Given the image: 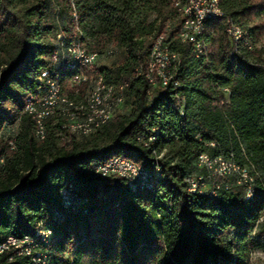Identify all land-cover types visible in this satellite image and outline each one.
Returning <instances> with one entry per match:
<instances>
[{"label": "trees", "instance_id": "obj_1", "mask_svg": "<svg viewBox=\"0 0 264 264\" xmlns=\"http://www.w3.org/2000/svg\"><path fill=\"white\" fill-rule=\"evenodd\" d=\"M176 2L184 0H0V244L32 236L42 222L53 233L44 246L50 264L84 257L95 264H249L252 251L264 250V0H219L223 15L207 22L200 56L179 38ZM227 18L245 33L237 51ZM58 32L88 52L114 49L123 57L63 72L64 93L74 96L70 84L80 75H100L107 84L128 83L129 109L67 142L60 119L49 118L39 141L24 105L40 90L42 73L55 71ZM158 35L179 54L182 115L171 107L172 91L151 88L143 75ZM218 87L229 88L224 103ZM155 128L154 142L141 139ZM203 152L244 168L251 198L237 174L219 178L215 196L190 192L185 179L202 172L196 160ZM115 157L153 173L151 188L131 190L120 177L94 172ZM69 184L87 199L77 209L62 205ZM0 264L29 259L3 253Z\"/></svg>", "mask_w": 264, "mask_h": 264}, {"label": "bare ground", "instance_id": "obj_2", "mask_svg": "<svg viewBox=\"0 0 264 264\" xmlns=\"http://www.w3.org/2000/svg\"><path fill=\"white\" fill-rule=\"evenodd\" d=\"M175 4L178 7L183 19L179 33V38L181 42L191 43L192 46H194L196 56L205 54L206 46L203 39V35L206 31L207 22L213 18L221 17L223 15L219 5V0H208V6L210 8H214V13L208 14L206 18H201L200 23L197 26L195 23H193V21H188V17H186V11L183 10L190 9V7L192 6V0H184L183 3L176 2ZM224 26L225 32L230 38V27H234L235 34L233 35V43L235 45V50L237 51L238 44H240L241 40H243L245 33L230 18L225 20ZM191 36L192 39H189V37ZM57 40L58 48L55 53H59L60 51H62V58H71V54H76V41L83 46L80 40H73L67 42L64 40V37L60 39V35H57ZM153 44L160 48V54L161 56H163L164 70L169 71V73H176L177 66L180 63L179 54L169 48V46L164 42V38L162 35H158L154 39ZM111 50L114 49H108L102 54L88 52L87 50L86 51L90 54H94V61L98 62V60L101 58L112 56L109 53ZM150 55L151 49L148 60L149 63ZM53 64L55 66V71L52 75H49L46 72V76L42 77L41 88H48V86H53L56 99L54 100V108H50V111H48L40 119L38 108H31L36 102L37 93L29 95L24 105V113L29 115L34 122L33 135L36 140H44L46 135L45 123L49 118L52 117H57L61 121L60 124L62 131L59 134L61 136V141L67 142V139L70 138L71 135L88 136L103 127L104 125H106L114 117L118 108L124 104L126 88H120V84H107L100 78L98 79V87H96V78L87 79L86 77H83L82 83L86 85L84 93L81 94V91L79 89L76 90L73 88L74 96L72 98H69L68 95H66V93H64L62 89V73L65 71H72L77 68L86 70L93 69H90V66L84 65V63H72L68 65V59H61V61H53ZM169 73L161 72V77H158L157 79V86H160L161 88H167L172 91V93H170L171 107L182 115L184 112V99L178 92L180 84L175 77H173V82H169ZM98 88H105V90H108V92H112V94L103 95V91L98 90ZM228 93L229 91L225 93L226 96ZM113 96H116V99H118L117 104H113ZM174 100L177 105L174 104ZM84 122H89V124L86 125V129L79 130V127H84ZM157 132L158 129H152L153 134H149L147 138H145L144 136L141 139L148 142H154L156 140ZM163 155L164 154L161 153L156 157L154 169L156 172H158L160 169L158 161L162 159ZM113 164H125L127 166L140 168L139 177L142 178V182H144V185H142L141 181H134L132 182V184H128V178H122L126 181L128 187L131 190H136L138 187L151 188L153 182V173L147 171L145 167L132 163L131 161L126 160L124 158L115 157L106 161L105 163L96 165L94 169L110 167L113 166ZM235 165L231 161L225 160L222 156L216 158H211L210 156H208V159H205L207 175L210 178V196H215L217 190L220 188L221 185H219L217 182L219 181V178H223L226 175H243V171L239 170V168ZM195 176L196 175H192L190 177ZM185 182L188 185L189 191L193 192L191 188V178H186ZM67 186L68 192H70V194H77L76 189L72 185L69 184ZM252 190L253 189L250 186L247 195H245L246 198H251ZM196 192L200 194L202 193L201 184H194V193ZM60 194L64 209H77L86 202L77 201L72 202L66 206L65 188L62 189ZM52 234V229L50 227H46V224L41 222L32 236H25L23 238H16L10 236L5 241H3L0 244V249L3 246V252H0V255L3 253L15 251V243H8L9 239L28 238L26 242L22 243V252L19 253V257H27L29 259V264H50L49 256L47 254V251L45 252L44 246L48 245L49 239ZM40 245L42 246V248H40V254H32L30 257L29 250L32 248H36V246Z\"/></svg>", "mask_w": 264, "mask_h": 264}, {"label": "built area", "instance_id": "obj_3", "mask_svg": "<svg viewBox=\"0 0 264 264\" xmlns=\"http://www.w3.org/2000/svg\"><path fill=\"white\" fill-rule=\"evenodd\" d=\"M176 1V0H172ZM183 9V8H182ZM186 11V17H188V21H193L196 26L200 23L201 18H206L208 14L214 13V8H210L208 6V0H192V6L190 9H183ZM228 19V18H227ZM231 31V40L233 41V35L235 34L234 27H230ZM56 35H60V39L63 38V33L58 32ZM192 39V36L189 37ZM110 55H116L119 51L111 50ZM61 59H68V65L72 63H84V65H89L90 69L97 68V63L94 61V54H90L84 49L79 42L76 41V54H71V58H62V51L59 53H53V61H61ZM161 72H168L164 70V62L163 56L160 54V48L157 47L155 44L151 45V55H150V63H146V66L143 70V75L145 79L148 81L151 88L157 86V79L161 77ZM176 73H169V82H173V77H176ZM42 76H46V72L42 73ZM100 75H96V87H98V79ZM83 75H80L77 79L70 84V88H74L78 90L82 85ZM128 83H120V88H127ZM98 90L103 91V95L105 94H112V92H108L105 88H98ZM218 91L222 94V99L219 103H224V96L229 88L227 87H218ZM54 100L55 99V91L53 90V86H48V88H40L36 96V102L31 108H38L40 119L44 116L50 108H54ZM116 96H113V104H117ZM174 104L175 103L174 100ZM114 114V113H113ZM89 122H84V127H79V130L86 129V125ZM73 139V138H69ZM210 147H213V143H209ZM208 153H201L196 160V166L202 170L200 173H196L195 177L191 178V188L194 193V184H201L202 185V194H208L209 192V185H210V178L207 175V167H205V159H208ZM94 172L100 174L102 177H110V176H117L120 178H128V184H132L134 181H141L142 185V178L139 177V167H131L125 164H113L110 167H103L99 169H93ZM239 185H241L244 189L245 195H247L250 186L247 182V177L244 175V168H243V175L239 177ZM65 194H66V206L72 202L77 201H86L87 199L82 194H70L68 192V186H65ZM26 239H9L8 243H15V251L7 252L9 260H13L14 258L19 257V253L22 252V243L26 242ZM40 248L42 246H36V248H32L29 250L30 257L32 254H40ZM0 252H3V246L0 249Z\"/></svg>", "mask_w": 264, "mask_h": 264}, {"label": "rangeland", "instance_id": "obj_4", "mask_svg": "<svg viewBox=\"0 0 264 264\" xmlns=\"http://www.w3.org/2000/svg\"><path fill=\"white\" fill-rule=\"evenodd\" d=\"M122 54L118 53L114 56L111 57H104L98 60L97 63V68H100L101 66H111L113 63H118L122 60ZM129 106L127 104H123L121 105L117 112L115 113V116L118 115H122L125 114L126 112H128ZM114 116V117H115ZM15 127H13L12 129H10V131L8 132L10 134H13L15 131ZM228 177H232V176H228ZM234 177V176H233ZM237 177V176H236ZM235 177V178H236ZM234 179H230L229 183H235ZM80 264H95L92 259H90L89 257H84L81 259ZM249 264H264V250L262 249H255L254 251H252L251 256H250V261Z\"/></svg>", "mask_w": 264, "mask_h": 264}]
</instances>
